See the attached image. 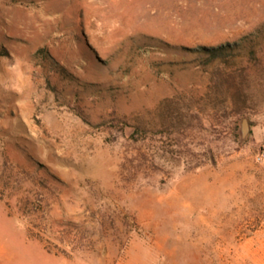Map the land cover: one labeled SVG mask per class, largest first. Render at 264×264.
<instances>
[{
    "label": "rangeland",
    "instance_id": "1",
    "mask_svg": "<svg viewBox=\"0 0 264 264\" xmlns=\"http://www.w3.org/2000/svg\"><path fill=\"white\" fill-rule=\"evenodd\" d=\"M263 150L264 0H0V264H264Z\"/></svg>",
    "mask_w": 264,
    "mask_h": 264
},
{
    "label": "water",
    "instance_id": "2",
    "mask_svg": "<svg viewBox=\"0 0 264 264\" xmlns=\"http://www.w3.org/2000/svg\"><path fill=\"white\" fill-rule=\"evenodd\" d=\"M246 128H247V123H246V120L243 119V121H242V131H241L242 135L245 134Z\"/></svg>",
    "mask_w": 264,
    "mask_h": 264
},
{
    "label": "built area",
    "instance_id": "3",
    "mask_svg": "<svg viewBox=\"0 0 264 264\" xmlns=\"http://www.w3.org/2000/svg\"><path fill=\"white\" fill-rule=\"evenodd\" d=\"M264 158V150L256 154L257 160H262Z\"/></svg>",
    "mask_w": 264,
    "mask_h": 264
},
{
    "label": "trees",
    "instance_id": "4",
    "mask_svg": "<svg viewBox=\"0 0 264 264\" xmlns=\"http://www.w3.org/2000/svg\"><path fill=\"white\" fill-rule=\"evenodd\" d=\"M218 51H222V50H218Z\"/></svg>",
    "mask_w": 264,
    "mask_h": 264
}]
</instances>
